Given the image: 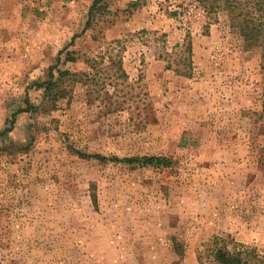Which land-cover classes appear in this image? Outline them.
Wrapping results in <instances>:
<instances>
[{
  "label": "rangeland",
  "instance_id": "1",
  "mask_svg": "<svg viewBox=\"0 0 264 264\" xmlns=\"http://www.w3.org/2000/svg\"><path fill=\"white\" fill-rule=\"evenodd\" d=\"M93 3L0 0V264L264 261L259 50L200 0Z\"/></svg>",
  "mask_w": 264,
  "mask_h": 264
},
{
  "label": "trees",
  "instance_id": "2",
  "mask_svg": "<svg viewBox=\"0 0 264 264\" xmlns=\"http://www.w3.org/2000/svg\"><path fill=\"white\" fill-rule=\"evenodd\" d=\"M101 0H94L92 9ZM208 13L224 12L228 16L231 32L242 39L245 49L259 50L262 69L264 70V0H200ZM119 41H115L118 44ZM188 53L190 49L187 48ZM190 69L184 75L190 76ZM123 74V73H122ZM75 74H73V77ZM54 83L45 85V91ZM49 86V87H48ZM99 161L137 164L139 166L169 167L170 161L162 157H134L120 159L100 155L89 156ZM200 264H249L254 261L264 264L255 249L236 242L227 233L213 235L199 253Z\"/></svg>",
  "mask_w": 264,
  "mask_h": 264
}]
</instances>
